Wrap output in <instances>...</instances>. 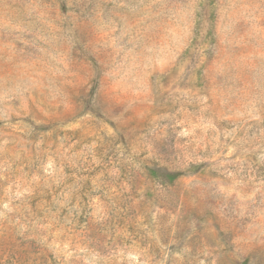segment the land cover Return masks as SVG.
Listing matches in <instances>:
<instances>
[{
    "label": "rangeland",
    "instance_id": "rangeland-1",
    "mask_svg": "<svg viewBox=\"0 0 264 264\" xmlns=\"http://www.w3.org/2000/svg\"><path fill=\"white\" fill-rule=\"evenodd\" d=\"M0 264H264V0H0Z\"/></svg>",
    "mask_w": 264,
    "mask_h": 264
},
{
    "label": "trees",
    "instance_id": "trees-1",
    "mask_svg": "<svg viewBox=\"0 0 264 264\" xmlns=\"http://www.w3.org/2000/svg\"><path fill=\"white\" fill-rule=\"evenodd\" d=\"M171 178L174 179L176 177L177 174H171Z\"/></svg>",
    "mask_w": 264,
    "mask_h": 264
}]
</instances>
